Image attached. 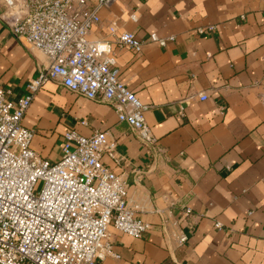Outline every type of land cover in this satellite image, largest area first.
<instances>
[{"label": "crops", "instance_id": "0c3cea01", "mask_svg": "<svg viewBox=\"0 0 264 264\" xmlns=\"http://www.w3.org/2000/svg\"><path fill=\"white\" fill-rule=\"evenodd\" d=\"M99 17L91 40L127 32L143 42L138 55L113 51L120 80L149 107L144 119L159 156L109 105L54 82L36 92L22 125L35 131L32 149L51 163L70 131H108L117 142L120 163L102 162L126 181L129 202L141 209L136 217L153 230L134 239L111 229L117 258L103 264H264V0H118ZM208 27L214 31L197 34ZM151 34L174 41L162 48L148 41ZM47 65L0 20V89L10 90L9 100L29 95ZM155 208L177 219L191 211L182 220L187 243L164 241Z\"/></svg>", "mask_w": 264, "mask_h": 264}, {"label": "built area", "instance_id": "2783aa9c", "mask_svg": "<svg viewBox=\"0 0 264 264\" xmlns=\"http://www.w3.org/2000/svg\"><path fill=\"white\" fill-rule=\"evenodd\" d=\"M117 1L3 0L0 20L18 42L44 55L48 65L28 85L29 95L11 101L10 90L0 89V264H103L117 258L111 229L134 239L153 230L136 217L141 209L129 202L126 181L102 162L107 157L120 163L117 142L108 131L89 137L65 133L61 158L51 163L32 149L35 131L22 125L36 92L54 82L77 97L109 105L137 142L159 156L144 119L149 107L120 80L113 51L114 45L138 55L143 42L127 32L112 42L89 36L100 23V11ZM130 19L136 21L134 15ZM109 32L115 36V24ZM148 41L163 48L174 37L151 34ZM153 214L164 241L177 247L187 243L182 220L189 209L181 219L169 208H155Z\"/></svg>", "mask_w": 264, "mask_h": 264}]
</instances>
